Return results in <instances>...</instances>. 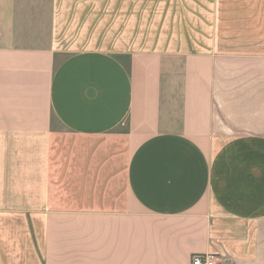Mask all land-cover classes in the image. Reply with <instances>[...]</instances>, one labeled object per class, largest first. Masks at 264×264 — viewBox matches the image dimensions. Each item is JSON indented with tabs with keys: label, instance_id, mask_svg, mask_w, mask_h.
Masks as SVG:
<instances>
[{
	"label": "crops",
	"instance_id": "1",
	"mask_svg": "<svg viewBox=\"0 0 264 264\" xmlns=\"http://www.w3.org/2000/svg\"><path fill=\"white\" fill-rule=\"evenodd\" d=\"M216 4L0 0V264H264V58Z\"/></svg>",
	"mask_w": 264,
	"mask_h": 264
},
{
	"label": "rangeland",
	"instance_id": "2",
	"mask_svg": "<svg viewBox=\"0 0 264 264\" xmlns=\"http://www.w3.org/2000/svg\"><path fill=\"white\" fill-rule=\"evenodd\" d=\"M216 1L215 27L211 37L216 54L232 52L231 55H235L233 52L237 50L236 56L264 58V0H227L230 2L227 24L222 22L223 0ZM248 77L254 80V76ZM261 77L258 75L257 78Z\"/></svg>",
	"mask_w": 264,
	"mask_h": 264
},
{
	"label": "built area",
	"instance_id": "3",
	"mask_svg": "<svg viewBox=\"0 0 264 264\" xmlns=\"http://www.w3.org/2000/svg\"><path fill=\"white\" fill-rule=\"evenodd\" d=\"M191 264H219V263L214 255L196 254L192 256Z\"/></svg>",
	"mask_w": 264,
	"mask_h": 264
}]
</instances>
